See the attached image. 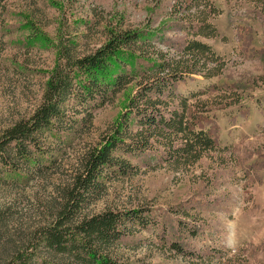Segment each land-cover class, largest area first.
Here are the masks:
<instances>
[{"label": "rangeland", "instance_id": "obj_1", "mask_svg": "<svg viewBox=\"0 0 264 264\" xmlns=\"http://www.w3.org/2000/svg\"><path fill=\"white\" fill-rule=\"evenodd\" d=\"M0 51V130L28 113L38 102L44 81L58 55L59 39L71 37L74 53L92 50L106 37V26L119 21L157 28L164 36L179 34L162 4L152 0H4ZM214 36L201 37L226 63L212 77L188 76L179 89L188 93L216 82L199 95L218 126L219 149L209 151L191 167L174 169L159 156L133 158L138 171L107 182L87 212L105 208H142L159 224L134 225L112 245L123 264H264V13L256 0H213ZM160 34V33H159ZM157 34V35H159ZM132 82L94 111L92 127L75 137L59 154L56 166L41 177L17 182L8 171L0 177V264H8L17 244L27 238L57 183L76 163L89 142L117 120L135 90ZM155 160H151V159ZM150 160V161H149ZM158 163V164H157ZM186 209L189 214L177 212ZM184 209V210H185ZM205 228L189 240L192 253L169 249L178 235V219ZM167 227L161 233L160 224ZM214 251L197 256L199 247Z\"/></svg>", "mask_w": 264, "mask_h": 264}, {"label": "trees", "instance_id": "obj_2", "mask_svg": "<svg viewBox=\"0 0 264 264\" xmlns=\"http://www.w3.org/2000/svg\"><path fill=\"white\" fill-rule=\"evenodd\" d=\"M152 2L162 4L164 16L176 23L177 36H164L149 25H123L121 15L105 27V39L88 52L75 54L72 38L62 36L38 102L0 130V177L6 179L8 171L17 182L30 174L41 177L56 166L59 154L75 137L92 127L95 109L127 84L136 85L118 119L101 131L99 139L86 144L57 183L32 232L23 235L29 246L17 244L8 264H123L112 245L134 225H158L159 220L138 207L87 212L107 182L136 173L133 158L140 156L158 155L159 163L178 170L191 167L209 151L226 149L218 147V126L208 112V101L199 98L218 84L187 94L179 89L188 76L223 72L225 59L201 38L216 35L212 17L217 6L213 0ZM256 2L264 13V0ZM4 11L5 2L0 0V51ZM250 166L261 167L264 162ZM184 209L176 213L189 214ZM177 223L178 235L169 241V249L192 253L184 236L196 237L205 228L180 218ZM160 225L164 235L167 227ZM212 248L216 247H199L197 256Z\"/></svg>", "mask_w": 264, "mask_h": 264}]
</instances>
